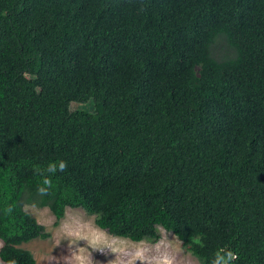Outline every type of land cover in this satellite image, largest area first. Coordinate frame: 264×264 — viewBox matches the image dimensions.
Here are the masks:
<instances>
[{"label": "trees", "instance_id": "1", "mask_svg": "<svg viewBox=\"0 0 264 264\" xmlns=\"http://www.w3.org/2000/svg\"><path fill=\"white\" fill-rule=\"evenodd\" d=\"M26 205L264 264V0H0L5 264L51 237Z\"/></svg>", "mask_w": 264, "mask_h": 264}, {"label": "rangeland", "instance_id": "2", "mask_svg": "<svg viewBox=\"0 0 264 264\" xmlns=\"http://www.w3.org/2000/svg\"><path fill=\"white\" fill-rule=\"evenodd\" d=\"M92 106L74 104L72 109L93 110ZM25 210L51 234L49 239L22 246L33 254L36 264H201L177 236L163 229L159 242L136 243L99 229L95 217L81 209H67L59 223L48 208L26 205ZM0 264L5 263L0 259Z\"/></svg>", "mask_w": 264, "mask_h": 264}, {"label": "clouds", "instance_id": "3", "mask_svg": "<svg viewBox=\"0 0 264 264\" xmlns=\"http://www.w3.org/2000/svg\"><path fill=\"white\" fill-rule=\"evenodd\" d=\"M61 167H63V165H61Z\"/></svg>", "mask_w": 264, "mask_h": 264}]
</instances>
